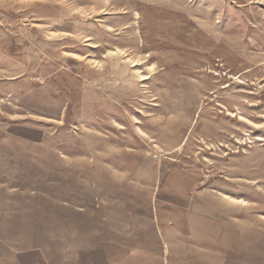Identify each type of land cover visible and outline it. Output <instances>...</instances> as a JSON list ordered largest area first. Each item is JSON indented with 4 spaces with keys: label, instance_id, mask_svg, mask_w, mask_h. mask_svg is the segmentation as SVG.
I'll list each match as a JSON object with an SVG mask.
<instances>
[{
    "label": "rangeland",
    "instance_id": "obj_1",
    "mask_svg": "<svg viewBox=\"0 0 264 264\" xmlns=\"http://www.w3.org/2000/svg\"><path fill=\"white\" fill-rule=\"evenodd\" d=\"M0 264H264V0H0Z\"/></svg>",
    "mask_w": 264,
    "mask_h": 264
}]
</instances>
